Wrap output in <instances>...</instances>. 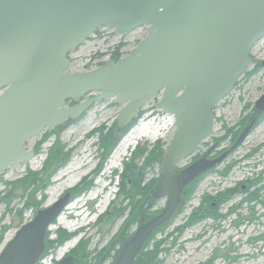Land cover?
I'll return each mask as SVG.
<instances>
[{
    "label": "water",
    "instance_id": "95a60500",
    "mask_svg": "<svg viewBox=\"0 0 264 264\" xmlns=\"http://www.w3.org/2000/svg\"><path fill=\"white\" fill-rule=\"evenodd\" d=\"M142 26L145 37L127 55L69 70V53L97 29L127 35ZM263 38L264 0H0V173L35 156L27 141L66 126L96 102L113 98L121 106L114 128L121 134L156 99L154 107L175 125L151 194L164 207L138 226L113 263L137 264L154 232L180 211L185 189L221 165L264 113L263 93L227 151L178 169L211 134L214 107L253 63L251 51ZM70 201L68 192L39 209L0 252V264H38L47 231ZM57 264H75L74 256Z\"/></svg>",
    "mask_w": 264,
    "mask_h": 264
},
{
    "label": "rangeland",
    "instance_id": "374dc122",
    "mask_svg": "<svg viewBox=\"0 0 264 264\" xmlns=\"http://www.w3.org/2000/svg\"><path fill=\"white\" fill-rule=\"evenodd\" d=\"M146 33V26L127 35L101 28L69 53V70L82 72L94 69L117 52L119 57L125 56ZM251 56L253 63L229 95L215 106L211 134L193 156L181 162L178 169L207 151L220 152L229 147L254 116V104L264 93V38L252 49ZM90 96L93 94L85 98ZM155 101L153 99L143 107L137 121L121 137H113L114 123L121 106L113 98H106L94 103L79 118L68 121L66 126L53 128L49 133L43 131L32 138L33 144L27 142V149L36 147L37 154L30 161L34 160L33 166L37 167L32 168L29 161L0 173V235L3 233L0 252L19 228L34 217L36 202H41L37 209L45 208L69 192L70 203L81 207L84 201L93 199L95 193L102 190L103 176L115 174L112 182L121 185L122 179L118 175L124 172L126 164L142 167L146 156L157 145L164 149L172 138L175 125L172 115L154 107ZM138 135H143V138L135 145L128 143L125 157H116L120 144ZM107 138L111 140L108 142ZM138 151L144 154L140 155ZM86 155L92 167L90 173L85 174L84 168L77 163L64 173ZM111 160H114V167L109 169L107 164ZM230 164L235 165L224 175ZM74 168L80 169L73 171ZM29 171L39 174V182L25 189L26 184L18 183V180L28 175ZM126 175L122 192L119 185L118 193L112 192L107 201V196L102 195L103 198L89 204L92 212L89 219L75 220L79 214L77 209H64L47 231L49 239L57 238L58 229L76 234L56 251L45 253L40 264H56L65 256H74L70 252L80 241L86 244L85 250L90 253V264L115 262L124 242L140 224L153 217L148 218L151 212L160 213L165 203L163 199L151 197L159 181L151 186L150 193L145 192L148 184L159 178V161L144 170L140 181ZM249 184L252 186L249 187ZM136 189L139 193L131 198ZM257 189L259 192H256ZM55 190L58 194L53 201H49ZM110 191H113L112 185L104 193ZM225 191L232 196L219 204L216 196ZM253 192L259 196L257 200L253 198ZM205 196L210 197L205 200ZM185 197L180 211L154 232L158 231L145 248V251L152 250L156 242H161L159 264H264V113L245 141L221 165L193 182ZM27 201L34 207H25ZM198 209L202 218L193 221ZM215 212L220 217L208 215ZM61 216L62 222L59 221ZM66 247L67 251L58 258Z\"/></svg>",
    "mask_w": 264,
    "mask_h": 264
},
{
    "label": "trees",
    "instance_id": "16d2710c",
    "mask_svg": "<svg viewBox=\"0 0 264 264\" xmlns=\"http://www.w3.org/2000/svg\"><path fill=\"white\" fill-rule=\"evenodd\" d=\"M119 56L117 55V58ZM137 121L134 120V122L131 124L134 125V123ZM230 130L228 129L227 132H229ZM123 134H116V135H113V137H121ZM108 142L111 140V138H107ZM114 145V143H113ZM163 148L162 146L160 145H157L152 151L149 152V154L146 156V158L144 159V163H143V166L142 167H136L131 164H126V169L124 170V172L121 174V185H120V188H121V192H122V189H123V179H125L127 177L126 174H129V178L130 179H133V180H138L140 181L141 180V176L143 175V172L144 170L149 167L150 165L152 164H155L159 161V159L161 158L162 154H163ZM140 153V155H143L144 152L143 151H138ZM136 154V152H135ZM233 164L230 165L225 171H224V175L228 174L229 170L232 168ZM38 173H33L31 171L28 172V175H26L25 177L21 178L18 180V183H24L26 184L25 186V189H27L31 184H35L36 181H38ZM261 179V178H259ZM137 181V182H138ZM159 181V178L154 180L152 183H149L148 184V188L146 189V193H150L151 192V186H155ZM193 183H191L187 188L186 190L184 191V194H183V200H186V197H185V192L192 186ZM252 184H249V187H251ZM256 192H259V189L256 190ZM256 192H253L255 194V196L253 197L254 200H257L259 196H257V193ZM139 193L138 189L135 190V193L133 192L132 195H131V198H134L135 195ZM252 194V193H251ZM232 196V193L230 194H227V191L225 192H221L219 193L217 196H216V199L218 201V203L220 204L222 201H225L227 199H230ZM210 196H205V200L207 198H209ZM151 199V197H150ZM149 199V200H150ZM250 201L252 199H249ZM41 202H36V206H35V209L36 211L38 210V206L40 205ZM30 206H33L34 207V204H32L30 201H27L26 203V206L25 207H30ZM22 211V210H20ZM35 211V212H36ZM158 211H155V212H151L149 215H148V218L154 216L155 214H157ZM210 215L211 217L213 218H217V217H220L216 212L213 213V214H208ZM194 216L196 218H192L194 219L193 221H198L202 218V212L200 209L196 210L195 211V214ZM207 216V214H206ZM101 220V218L99 219V221ZM158 232V231H157ZM156 232V233H157ZM155 233V234H156ZM2 234L0 235V240H1V237H2ZM49 232H47L46 234V239H45V243H46V251L45 253H47L48 251L52 250V251H56L59 247L63 246L67 241L71 240L74 236H75V232L73 233H70L68 231H66L65 229H58L57 230V238L54 239V240H50L49 239ZM154 234V235H155ZM154 235L150 238V240L146 243V245L144 246L143 250L139 253L138 257H137V264H159L161 261L159 260V245L161 242H156L155 244V247L152 249V250H146L145 251V248L146 246L148 245V243H150V241L152 239H154ZM85 247H86V244H84L83 242H79L77 247L72 250L70 253L74 255V260H75V264H90V261L88 260V258L90 257V253H88L86 250H85ZM45 255V254H44Z\"/></svg>",
    "mask_w": 264,
    "mask_h": 264
},
{
    "label": "bare ground",
    "instance_id": "6f19581e",
    "mask_svg": "<svg viewBox=\"0 0 264 264\" xmlns=\"http://www.w3.org/2000/svg\"><path fill=\"white\" fill-rule=\"evenodd\" d=\"M171 120H173V119L171 118ZM172 126H173V124H172ZM142 138H143V135H138V136H131L130 138L124 140V141L122 142V144H120V146H119L118 149L116 150V157L118 156V157L120 158V156H124V155H126V153H125V149H127L126 147H127V145H128L129 142L131 143L130 145H135V144L137 143V141L140 140V139H142ZM28 142H29L30 144H33L34 140L31 139V140H29ZM84 152H85V150H84ZM88 159H89V157H88L87 155L84 156L82 160H78V161H76L75 163H73L71 167H69L68 169H66V170L64 171V173H65V172L67 173V171L69 172V171L71 170V168H72L73 166L76 165V163H77V165L79 164V166H82L81 168H84V170L86 171L85 174L90 173V172L92 171V167L90 166V162H89ZM33 161H34V160L30 161V164H31L32 168H36L37 166H35V167L33 166ZM28 162H29V161H28ZM22 167H23V166H22ZM113 167H114V160H111L110 162H108V164H107V168L111 169V168H113ZM77 169L79 170L80 168H74L73 171H76ZM62 175H64V174H62ZM65 175H66V174H65ZM76 175L78 176L79 174H76ZM61 188H62V186H60V189H61ZM112 192H113V191H110V192L107 194L106 201L109 199V197L111 196ZM56 194H58V190H55V194H54V196H51V198L49 199V201H53L54 198H55V196H56ZM76 205H77V204H76ZM76 205H75L74 203H73V205H72V203H69V204L66 206V209H71V210H73V209H77ZM70 213H71V212H70ZM71 214H72V213H71ZM62 220H63V218H62V216H61V217L59 218V221L62 222ZM66 251H67V247L64 248V249L62 250V252L59 253L58 258H60V257L66 252Z\"/></svg>",
    "mask_w": 264,
    "mask_h": 264
},
{
    "label": "flooded vegetation",
    "instance_id": "af4514ba",
    "mask_svg": "<svg viewBox=\"0 0 264 264\" xmlns=\"http://www.w3.org/2000/svg\"><path fill=\"white\" fill-rule=\"evenodd\" d=\"M100 29H101V28H100ZM117 55H119V52H117V53H116L115 55H113L112 57H113L114 59H115V58L118 59L119 57L117 58V57H116ZM67 102H69V105H67V106H72V105L74 104L71 100H69V101H67ZM259 118H260V117H259ZM256 122H257V121H256ZM114 128H115V123H114ZM56 129H57V127L54 128V130H56ZM47 132H48V131H47ZM48 133H49V132H48ZM234 142H235V138L232 140V142H231L232 144H231L229 147H227V148H225V149H223V150H220V152H214V153H213V152H211V150H210V151H207V152L203 153L201 156H204V155H205L207 158H215V157H217L218 155L222 154L223 152L227 151V150L233 145ZM30 150H34L35 155L37 154V152H36V147H33V148H31ZM230 154H231V153H230ZM230 154H229V155H230ZM229 155H228V156H229ZM228 156L224 159V161L228 158ZM199 157H200V156H199ZM196 159H197V158H196ZM194 160H195V159H194ZM224 161H223V162H224ZM192 162H193V161H192ZM192 162H191V163H192ZM191 163H189V164H191ZM189 164H187V165H189ZM187 165H186V166H187ZM230 165H232V164H230ZM230 165H229V166H230ZM234 165H235V164H233V166H234ZM229 166H227L226 169H227ZM233 166H232V168H233ZM232 168H231L230 170H232ZM230 170H229V172H230ZM229 172H228V173H229ZM39 178H40V177H39ZM38 182H39V181H38ZM38 182H37V183H38ZM43 186H45V185L43 184ZM247 186H248V184H246L245 187H247ZM183 203H184V201H183Z\"/></svg>",
    "mask_w": 264,
    "mask_h": 264
}]
</instances>
